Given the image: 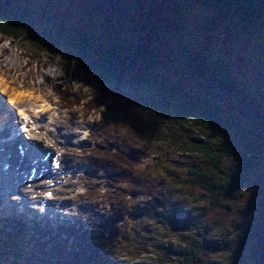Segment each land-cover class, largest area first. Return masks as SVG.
<instances>
[{
	"label": "rangeland",
	"instance_id": "1",
	"mask_svg": "<svg viewBox=\"0 0 264 264\" xmlns=\"http://www.w3.org/2000/svg\"><path fill=\"white\" fill-rule=\"evenodd\" d=\"M14 1L32 9L50 11L70 27L83 32L103 35L109 30L108 22L100 20L99 15L73 16L64 8L62 0ZM182 15L185 24L177 36L191 52L202 50L209 61L220 59L238 87L246 88L256 96H264V37L245 32L238 15L227 16L215 12L210 6L191 4L183 8ZM203 17L210 18L209 28L200 27ZM257 19L264 29V21ZM111 26L117 31L113 22ZM133 31L132 26L120 33L129 36L134 35ZM197 34L204 37V46L200 45ZM167 36L171 41L177 37L173 34ZM174 47L173 55L177 60L176 66H173L181 69L183 63L178 60L181 56ZM2 50L14 53L16 62L7 66L9 70L3 66L0 78L17 85L18 90L23 85L26 93L33 87L40 89L39 92L47 96L50 108L44 115L56 111L46 126L38 128L39 133L43 132L52 139L53 150L58 148L56 168H53L50 159L47 163L33 164L24 155L21 159L17 158L23 172L30 165L34 166L35 174L40 175L41 182L45 183L43 186L33 190L34 184L28 183L23 187L25 189H21L28 180L20 179L23 172H16L17 169L11 171L8 160L9 155L11 159L16 156L17 144L15 147L4 145L1 150L5 149L0 151V226L7 230L17 227V234L24 236L19 237V244L8 242L22 253L20 260L29 259L34 264H98L108 259L116 263L129 260V264L158 263L160 250L198 242V250L188 259H171L165 264H264V163L249 166L246 160L249 153L236 137L222 134L214 142L228 148L222 163L242 179L241 184L229 185L239 191V197L220 196V204L201 202L199 188L175 184L163 166L186 176L190 165H206L208 159L199 152L183 151L169 133L167 123H163L162 129L152 136L142 138L127 137L124 128H120L118 136L122 139L115 140L116 131L104 133L101 127L104 105L115 103L114 100L108 97L98 107L90 105L88 108L86 104L91 96H97L93 91L94 85L85 83V77L72 66L59 58L51 59L25 41L0 34V55ZM1 58L0 63L3 64ZM192 76L195 81H203L198 76ZM74 96L86 97L74 104ZM26 97L29 99H24L25 102L34 100L29 95L23 98ZM10 102L9 95L0 86V114L3 115L0 121L16 131V127L19 128L17 121L25 119V116L20 115ZM173 124L183 137L198 136L190 124ZM66 129L69 138L64 137ZM124 141L133 151L134 158L135 168L128 173L129 178L132 181L136 178L137 183L140 180L145 184L140 195L126 193L124 196L126 182L114 183L115 170L109 169L108 164L102 166L104 163L95 159V149L116 151L119 145H124ZM6 152L7 156L4 155ZM147 163L150 165L147 166ZM47 168H53L52 177L44 174ZM149 185L151 189L162 192V196L166 194L168 199L161 198L159 192L152 202L150 197L153 199L155 195L148 196ZM51 187L54 188L49 189ZM47 191L51 193V204L48 203L50 206L44 212L46 207H41L40 201L46 194L49 195ZM226 202L229 205H225ZM20 203L25 204L23 210ZM157 205L165 213L171 211L174 215L168 221L161 216L163 221L160 222L154 216ZM7 256L8 259L14 257L12 253ZM6 262L5 258L0 260V264Z\"/></svg>",
	"mask_w": 264,
	"mask_h": 264
},
{
	"label": "trees",
	"instance_id": "2",
	"mask_svg": "<svg viewBox=\"0 0 264 264\" xmlns=\"http://www.w3.org/2000/svg\"><path fill=\"white\" fill-rule=\"evenodd\" d=\"M61 3L76 17L99 15L100 20L108 22L109 30L103 35L83 32L70 27L50 11L32 9L14 0H0V34L25 41L51 59L59 58L72 66L85 77V83L94 85L97 96H91L86 104L88 108L90 105L98 107L108 97L112 98L115 103L104 105L101 127L104 133L116 131L115 140L122 139L118 136L120 128H124L127 137L142 138L152 136L167 123L169 133L183 151L199 152L208 159L206 165H190L186 176L163 166L175 184L199 188L201 202L220 204V196L238 198L239 191L229 185L243 181L222 163L228 148L215 143L214 139L222 134L233 135L249 153L246 157L249 166L264 163V96L238 87L220 59L209 61L202 50L191 52L177 35L185 24L183 8L199 4L227 16L238 15L245 32L264 37V29L257 21V18L264 21V0H62ZM127 6L131 8L127 10ZM209 19L203 17L200 27L209 28ZM112 22L117 31L113 30ZM116 25L124 27L122 31L134 26V35L120 33ZM168 34L177 37L171 41ZM196 37L204 46V37L199 34ZM174 46L181 56L178 58L183 63L181 69L173 66L177 60L173 55ZM192 75L203 81L193 80ZM69 96L73 97L72 94ZM85 97L77 96L72 103H79ZM176 122L190 124L198 136L183 137L175 129L173 123ZM102 150H94L95 159L102 161V166L108 164L109 169L115 170L114 183L126 182L124 196L126 193L140 195L145 184L129 178L128 173L135 167L133 151L126 142L116 151ZM138 172L142 174V171ZM147 192L149 197L155 195L153 199L150 197L154 202L160 191L149 185ZM161 193V198L168 199ZM157 206L154 216L160 222L163 221L161 216L168 221L174 215ZM2 226L0 260L7 259L5 264H34L29 259L20 260L22 253L12 244L8 245V242L19 244V237H24L17 234L18 228L7 230ZM198 247V242H194L185 247L177 245L173 249L160 250L158 263L146 261L141 264H165L171 259L183 261V257L188 259ZM10 253L14 257L8 259ZM107 261L108 264H129L130 260ZM107 261L97 263L107 264Z\"/></svg>",
	"mask_w": 264,
	"mask_h": 264
},
{
	"label": "bare ground",
	"instance_id": "3",
	"mask_svg": "<svg viewBox=\"0 0 264 264\" xmlns=\"http://www.w3.org/2000/svg\"><path fill=\"white\" fill-rule=\"evenodd\" d=\"M2 48H4V47H2ZM1 54L2 55H0V56H2L1 60H2L3 64L0 63V76L2 73L3 66H5L7 68V70H9L8 68H10V67H7V66L12 65L13 63L16 62L14 53H12V52L7 53L5 50H4V52L2 50ZM0 80H1L0 86L3 88V91L5 93H7V95H9L10 101L12 103L14 102L13 105L18 110V113L20 115L25 116L24 117L25 119H20V121L19 120L17 121L19 123V129L21 131L25 132L24 135L22 133H20L19 134L20 136L18 135L17 139H15V138L10 139L9 138L10 133L8 132V130L4 129V131H5L4 133H3V129L0 130V137L3 138L0 141V151H3L5 149L4 148L3 150H1V147H3L2 145H5V143H8L7 145H9V147H11V146L15 147V144H17L16 150H15L16 156H14L12 159H11V155H9L10 157L8 156L10 166L12 167L11 171H13V170L16 171V169H17L16 172H18V171L23 172L24 171L23 167L22 166L20 167L18 165V159H21L22 155H24V158L28 157V158H26L27 161H30V163L33 162V164L34 163H42V162L47 163L48 160L50 159L51 165L53 166V168H56V167H54V164L55 165L58 164L57 163V160H58L57 156L59 155L58 148H57V150L54 151L52 146H51L52 139L49 136L45 135L43 132L42 133L38 132V128L41 129L43 127V125L46 126L45 124H47L48 121H51L52 117H54V115L56 114V111H52V112L48 113L47 115H44V112H46L47 110L50 109L48 106V101L46 99L47 96L42 94V92H39V91H41L40 89L33 87L31 90H29L26 93L23 85H21L20 86L21 89L18 90L17 89L18 86L9 84L7 79L2 80L0 78ZM26 95H29L30 97H32V99H34L33 101L37 102V104H35L31 100L25 102L24 99H29L27 97L23 98ZM47 108H49V109H47ZM26 110H28V111H26ZM16 115H17V113H16ZM2 116L3 115L0 114V120L3 119ZM13 122H15V121H13ZM20 122H22L21 125H20ZM1 123H3V121H0V125H1ZM76 127H78V126H76ZM25 129H26V131H25ZM71 133H74V131ZM63 134H64V137L69 138V136H68L69 131H67V129L63 132ZM14 136H16V134H14ZM21 136H22V138H21ZM70 138H72V137H70ZM19 139H20V141H19ZM13 140H16L14 144L12 143ZM21 145H23L22 149H20ZM32 147H34V149H32ZM29 150L31 152H28ZM4 155L7 156L8 152H6ZM17 166H19V167L16 168ZM29 167H28V170L25 169V172L20 174V176L23 177L20 179H24V180L27 179L28 180L26 182V184L23 183V186H21L20 188L22 189L24 186H28V183H30L31 185L34 184V187L32 186V189L37 190L38 188H40V186H43V184H45V183L41 182L42 177H40V175L35 174L36 172H35L34 166L33 167L31 166L30 169H29ZM53 168L52 169H48V168L45 169L44 174L52 177L53 176V171H52ZM1 180L2 179L0 176V183H1ZM54 181L55 180L53 179V182ZM51 184L53 185L55 183L51 182ZM64 184H62V185H64ZM62 185H60V186H62ZM53 188L54 187H51L49 189H53ZM56 188H58V187H56ZM21 189H19V190H21ZM23 189H25V188H23ZM47 192L49 195L46 196L47 195L46 194L45 197L41 200V207L47 206V208H48L51 204L50 197H49L51 195V193L49 191H47ZM8 201H9V199H8ZM49 202H50V204H48ZM19 206H20L21 210H23L22 208H23V206H25V204L20 203Z\"/></svg>",
	"mask_w": 264,
	"mask_h": 264
},
{
	"label": "flooded vegetation",
	"instance_id": "4",
	"mask_svg": "<svg viewBox=\"0 0 264 264\" xmlns=\"http://www.w3.org/2000/svg\"><path fill=\"white\" fill-rule=\"evenodd\" d=\"M116 26H117L116 28H118L119 30H125V28L121 27L120 25H116ZM133 28H134V26H133Z\"/></svg>",
	"mask_w": 264,
	"mask_h": 264
},
{
	"label": "water",
	"instance_id": "5",
	"mask_svg": "<svg viewBox=\"0 0 264 264\" xmlns=\"http://www.w3.org/2000/svg\"><path fill=\"white\" fill-rule=\"evenodd\" d=\"M224 15H225V14H224ZM223 28H224V29H227V26H224ZM133 29H134V28H133Z\"/></svg>",
	"mask_w": 264,
	"mask_h": 264
},
{
	"label": "snow or ice",
	"instance_id": "6",
	"mask_svg": "<svg viewBox=\"0 0 264 264\" xmlns=\"http://www.w3.org/2000/svg\"><path fill=\"white\" fill-rule=\"evenodd\" d=\"M14 103V102H13ZM25 131H26V129H25Z\"/></svg>",
	"mask_w": 264,
	"mask_h": 264
}]
</instances>
